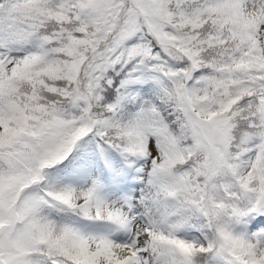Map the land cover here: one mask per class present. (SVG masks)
<instances>
[{
    "label": "snow or ice",
    "instance_id": "6c2138e0",
    "mask_svg": "<svg viewBox=\"0 0 264 264\" xmlns=\"http://www.w3.org/2000/svg\"><path fill=\"white\" fill-rule=\"evenodd\" d=\"M0 264H264V0H0Z\"/></svg>",
    "mask_w": 264,
    "mask_h": 264
}]
</instances>
